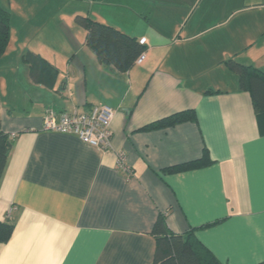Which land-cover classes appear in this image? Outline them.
<instances>
[{
  "label": "crops",
  "instance_id": "0c3cea01",
  "mask_svg": "<svg viewBox=\"0 0 264 264\" xmlns=\"http://www.w3.org/2000/svg\"><path fill=\"white\" fill-rule=\"evenodd\" d=\"M72 1L23 0L34 10L21 24L11 14L20 51L0 58V132L13 142L0 222L14 228L0 243V264H152L160 213L169 231H192L222 264L264 261V132L224 64L264 72V0H89L86 11L78 0L83 6L67 10ZM42 7L43 21L33 23ZM76 16L144 39L141 62L126 73L100 65ZM26 51L57 69L53 87L32 81L27 64L12 68ZM97 104L114 109L108 150L42 130L49 109ZM185 110L195 122L144 128ZM204 149L205 166L167 171ZM120 151L131 176L116 168Z\"/></svg>",
  "mask_w": 264,
  "mask_h": 264
},
{
  "label": "trees",
  "instance_id": "16d2710c",
  "mask_svg": "<svg viewBox=\"0 0 264 264\" xmlns=\"http://www.w3.org/2000/svg\"><path fill=\"white\" fill-rule=\"evenodd\" d=\"M75 22L85 30V45L94 53L97 61L104 67L126 73L137 63L146 50L144 44L133 36L117 28L95 21L88 16H76ZM11 15L0 5V58L5 53L10 37ZM21 60L29 67V75L37 84L53 87L58 74L57 69L40 55L26 51ZM225 66L238 75L241 89L249 93L257 120L264 132V72L250 65H242L232 59ZM194 110L174 113L151 123L144 128L169 127L183 122H195ZM9 134L0 132V179L4 171L8 153L12 147ZM210 162L206 149L200 159L168 168L167 171L181 172L200 168ZM13 222H0V243L9 240L13 232ZM152 234L156 241L152 264H222L195 237L192 231L174 234L166 225V214L160 213L154 223ZM264 264V261L258 263Z\"/></svg>",
  "mask_w": 264,
  "mask_h": 264
},
{
  "label": "built area",
  "instance_id": "2783aa9c",
  "mask_svg": "<svg viewBox=\"0 0 264 264\" xmlns=\"http://www.w3.org/2000/svg\"><path fill=\"white\" fill-rule=\"evenodd\" d=\"M140 43L144 44V39ZM142 58L143 55L137 62H141ZM113 114L114 109L104 104H97L88 112L73 111L57 114L49 109L42 120V130L72 134L83 143L105 151L111 148ZM116 168L127 176L132 175V169L121 151L116 153Z\"/></svg>",
  "mask_w": 264,
  "mask_h": 264
},
{
  "label": "rangeland",
  "instance_id": "374dc122",
  "mask_svg": "<svg viewBox=\"0 0 264 264\" xmlns=\"http://www.w3.org/2000/svg\"><path fill=\"white\" fill-rule=\"evenodd\" d=\"M259 1L262 2L263 0H259ZM69 2H71V0H69ZM72 2H74V3L73 4L66 3L68 5L67 10L68 9H71V8H75V6H76L75 5V2H77L76 4H80L81 6H83V4H85L84 5L85 6L84 7V11H86L91 1H89V0H83V4L81 3L82 1H78V0H73ZM0 3H1L0 5L2 7H4L5 9L8 10V12L10 13V15L11 14L13 15V20L15 19L17 24L18 23L21 24L23 21L29 19V17L25 16V12H29V11H33L34 10V8H30L27 4L26 5H23V0H0ZM34 5H37V4H34ZM47 9H48L47 7H42V9L40 11H38V12H40L39 13L40 16L43 15L44 12L46 13V10ZM58 16L61 17V14L59 13ZM70 17H71V15L69 14V16L68 17H65V18H70ZM42 19H44L43 16L36 17L33 20V23L34 22H39V24H40V21H43ZM55 21L58 23L61 20H59V18L58 19H55V20H53V23H55ZM64 21H65V23H68V26L69 27H72L73 26V22L72 21L66 20V19H64ZM75 26H76L75 28H78V30H81L82 33L84 32L83 28L81 26H79L77 23H76ZM17 42H18V39L13 38L12 37V34H11L10 37H9V42H8L7 48L8 49L12 48V50L17 49V51H20V45ZM12 59H14V61H15V62H13V64H11L12 68H15L16 69L17 67H20L21 70L23 68H26V63H24L21 60V56L19 58L14 57ZM18 71H19V69H18ZM2 72H4V71H2ZM5 72H7V71H5ZM1 76H3V75H1ZM10 214H11V212H10Z\"/></svg>",
  "mask_w": 264,
  "mask_h": 264
}]
</instances>
